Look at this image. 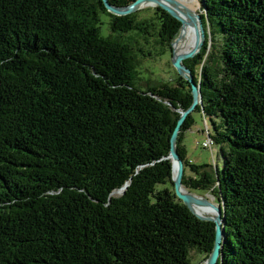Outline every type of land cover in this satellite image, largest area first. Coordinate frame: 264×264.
Listing matches in <instances>:
<instances>
[{
  "label": "trees",
  "instance_id": "trees-1",
  "mask_svg": "<svg viewBox=\"0 0 264 264\" xmlns=\"http://www.w3.org/2000/svg\"><path fill=\"white\" fill-rule=\"evenodd\" d=\"M201 7L206 42L184 61L202 104L177 140L183 186L223 209L218 264H264V0ZM181 27L159 7L116 16L103 0H0V264L208 259L216 225L176 197L170 158L191 84L140 72L173 54ZM194 114L216 172L189 158Z\"/></svg>",
  "mask_w": 264,
  "mask_h": 264
},
{
  "label": "water",
  "instance_id": "water-1",
  "mask_svg": "<svg viewBox=\"0 0 264 264\" xmlns=\"http://www.w3.org/2000/svg\"><path fill=\"white\" fill-rule=\"evenodd\" d=\"M106 9L108 12L112 13L116 16H127L131 15L135 12L141 10L144 6H154L159 7L166 12H168L173 18L181 22L183 29L184 25L188 22L193 25L196 30V45L195 48L185 54L177 56L176 52L173 49V65L177 71V73L188 80L192 87L193 94V104L192 106L185 112H181V117L178 121V125L174 131L172 136V148L170 158L173 161V184L176 197L181 200L190 211L197 216V218L201 221L213 222L216 225V239L214 248L206 260V264H218L221 251L223 249L224 240H225V217L223 216V209L219 204L212 203L209 199L200 198L192 192L188 191L183 186V179L185 174V165L181 160L178 151H177V140L181 130L182 125L184 124L187 117L194 113L197 106L202 104V93L199 85H196L194 82L192 72L184 65V61L188 59H192L197 56L205 42H206V30L203 26V19L201 15H197L190 11L188 8L181 5L176 0H137L133 4L127 7H115L109 3V0H103ZM174 47V45H173ZM177 165V169L175 166ZM186 189V190H185ZM122 190H125L123 188ZM204 208L209 207L214 210L217 214L214 217H204L200 214H197L196 208Z\"/></svg>",
  "mask_w": 264,
  "mask_h": 264
},
{
  "label": "rangeland",
  "instance_id": "rangeland-1",
  "mask_svg": "<svg viewBox=\"0 0 264 264\" xmlns=\"http://www.w3.org/2000/svg\"><path fill=\"white\" fill-rule=\"evenodd\" d=\"M176 1L179 2L178 0ZM190 1L194 2L193 3L194 7H198L199 5L198 13L199 15L203 14L201 7V0H190ZM147 8L154 9L156 7L144 6L142 9H147ZM173 49L175 51V47H173ZM172 57L173 54H171L170 56V52H168L162 57L144 59L143 61H141L142 64L140 68V72L142 76L152 79L154 81L152 85L170 81V79L173 76H175V70H176L173 65ZM194 117L196 119V125L193 127V129L190 132L187 133L185 140V144L188 148L189 158L194 164L208 165L210 166V168H208L209 171L216 172L217 165H219V168L222 167L221 160L218 159V153H217L218 150L216 149V147L213 148L214 149L213 152L211 151V148H209V150L203 149L202 144L207 140V135L206 132H201V131L204 130V128L205 130H207L208 126L207 123H205V121L202 120L199 114H194ZM187 174L192 175L190 170H187ZM163 187L164 186H161V188ZM192 193L200 198L209 199L214 204H218L217 200L215 199V197L211 192L194 191ZM119 195L121 194H115V196H119ZM216 215L217 214L215 213L214 216ZM203 216L209 217V215H203ZM194 262L195 264H206L205 256L196 255Z\"/></svg>",
  "mask_w": 264,
  "mask_h": 264
},
{
  "label": "bare ground",
  "instance_id": "bare-ground-1",
  "mask_svg": "<svg viewBox=\"0 0 264 264\" xmlns=\"http://www.w3.org/2000/svg\"><path fill=\"white\" fill-rule=\"evenodd\" d=\"M181 5L184 7L188 8L191 10L193 13H196L199 15V5L198 7H194V2L190 0H178ZM198 4V3H197ZM187 25V26H185ZM181 30V33L177 37L174 47H175V52L177 56L188 53L192 51L195 48L196 45V30L195 27L188 22L186 23ZM175 169H177V165L175 166ZM186 190V189H185ZM197 214L200 215H209V216H214L215 212L212 208L205 207V208H196Z\"/></svg>",
  "mask_w": 264,
  "mask_h": 264
},
{
  "label": "built area",
  "instance_id": "built-area-1",
  "mask_svg": "<svg viewBox=\"0 0 264 264\" xmlns=\"http://www.w3.org/2000/svg\"><path fill=\"white\" fill-rule=\"evenodd\" d=\"M203 147L212 148V141L208 139L206 142L203 143Z\"/></svg>",
  "mask_w": 264,
  "mask_h": 264
}]
</instances>
